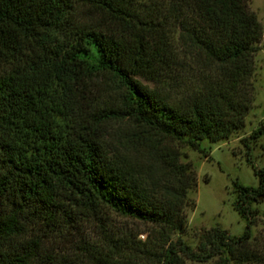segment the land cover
I'll return each instance as SVG.
<instances>
[{"label":"trees","instance_id":"16d2710c","mask_svg":"<svg viewBox=\"0 0 264 264\" xmlns=\"http://www.w3.org/2000/svg\"><path fill=\"white\" fill-rule=\"evenodd\" d=\"M248 2L0 0V264H264L249 229L263 168L255 187L233 183L240 235L211 228L196 252L170 239L196 186L175 143L224 140L252 106L263 27ZM99 76L118 92L106 103L101 93V107ZM121 120L159 179L106 157L108 123ZM117 218L151 227L153 240Z\"/></svg>","mask_w":264,"mask_h":264},{"label":"rangeland","instance_id":"374dc122","mask_svg":"<svg viewBox=\"0 0 264 264\" xmlns=\"http://www.w3.org/2000/svg\"><path fill=\"white\" fill-rule=\"evenodd\" d=\"M249 9L253 11L263 27V37L259 50L254 56L253 100L247 112L244 125L228 138L210 142L202 140L198 150L175 143L180 154V162H189L196 177L195 188L187 192L188 204L184 208L186 229L170 236L172 242L179 241L191 251L198 250L199 236L211 228L225 230L230 236H238L245 227V220L232 208L235 199L233 183L242 186L257 185L256 169H264V131L255 139L250 135L264 126V0H249ZM148 90L154 89L168 103L178 99L165 89L158 88L154 83L136 78ZM95 89L98 106L103 100L113 102L117 99V88L108 77H97ZM131 123L127 120L109 122L103 137V149L107 158L114 157L124 163L133 165V169L142 173L146 180L159 179L153 161L144 158L143 151L135 147L132 140ZM249 208L253 211L250 217L251 238L264 242V193L261 198L252 201ZM116 226L122 231L130 232L137 241L153 240V229L147 225L125 219H115ZM85 236V234H84ZM185 264H208L198 262L182 255Z\"/></svg>","mask_w":264,"mask_h":264}]
</instances>
